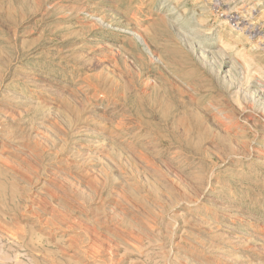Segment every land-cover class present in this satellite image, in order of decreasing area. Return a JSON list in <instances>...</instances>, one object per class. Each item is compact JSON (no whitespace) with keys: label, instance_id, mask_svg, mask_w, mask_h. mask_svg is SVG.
<instances>
[{"label":"rangeland","instance_id":"obj_1","mask_svg":"<svg viewBox=\"0 0 264 264\" xmlns=\"http://www.w3.org/2000/svg\"><path fill=\"white\" fill-rule=\"evenodd\" d=\"M0 264H264V0H0Z\"/></svg>","mask_w":264,"mask_h":264}]
</instances>
